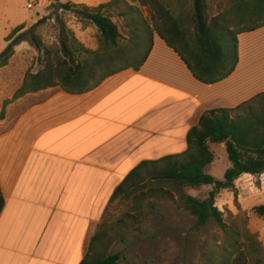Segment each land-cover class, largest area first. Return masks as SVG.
Listing matches in <instances>:
<instances>
[{
	"label": "crops",
	"instance_id": "0c3cea01",
	"mask_svg": "<svg viewBox=\"0 0 264 264\" xmlns=\"http://www.w3.org/2000/svg\"><path fill=\"white\" fill-rule=\"evenodd\" d=\"M80 39L96 50L86 32ZM237 39L235 70L207 85L154 35L138 70L82 93L54 92L1 131L0 264H82L114 190L134 168L185 152L205 112L264 93V26Z\"/></svg>",
	"mask_w": 264,
	"mask_h": 264
},
{
	"label": "trees",
	"instance_id": "16d2710c",
	"mask_svg": "<svg viewBox=\"0 0 264 264\" xmlns=\"http://www.w3.org/2000/svg\"><path fill=\"white\" fill-rule=\"evenodd\" d=\"M62 7L96 27L98 48L89 50L73 36L62 35L60 47L64 60L56 65L47 63L30 82H25V86L31 87L29 92L52 87L55 76L61 79L65 92L82 93L94 88L105 77L123 69L109 71L94 84L86 85L92 72L102 65L111 66L131 44L138 47L143 33L147 37L146 47L131 68L138 70L145 62L153 36L157 35L178 54L196 80L214 84L230 76L236 68L238 35L264 26V0H226L218 5L215 14H209L206 0H110L92 7L67 2ZM140 7L147 8L149 17H143ZM115 17L122 19L126 38L113 22ZM23 28V25L16 27L6 37L8 44L0 53V67L6 65L13 48L26 41ZM32 29L28 31L29 39L41 51L43 46ZM210 144H224L230 167L222 180L207 173L214 159ZM142 170H148L154 179L171 187L180 206L196 218L197 228L213 222L224 230L222 214L214 203L216 194L221 190L235 193L234 182L244 174H264V93L235 108L202 114L187 134L185 152L140 163L114 190L110 202L128 196L130 189L140 182ZM204 185L213 186L204 200L185 193L186 188ZM253 212L264 218V205L255 206ZM115 235H120V231L100 224L91 239L94 250L82 264H119V255L107 253ZM254 244L257 250L261 248L256 240ZM249 251L237 248L229 264H249L252 258Z\"/></svg>",
	"mask_w": 264,
	"mask_h": 264
},
{
	"label": "rangeland",
	"instance_id": "374dc122",
	"mask_svg": "<svg viewBox=\"0 0 264 264\" xmlns=\"http://www.w3.org/2000/svg\"><path fill=\"white\" fill-rule=\"evenodd\" d=\"M59 1L61 7L56 13L54 1L0 0V53L8 44L6 37L16 27L23 25L21 32L27 33L26 41L16 45L6 65L0 67V132L30 106L65 90L58 76L52 87L42 91L29 92L31 87L24 85L47 63L56 65L64 60L60 47L62 35L73 36L81 43L80 33L86 32L96 40L98 48L96 27L64 10L65 0ZM225 1L206 0L209 14H215L218 5ZM69 2L80 4L78 0ZM140 11L143 17H149L146 7H140ZM112 20L126 38L122 19ZM32 27L43 46L41 51L29 39L28 31ZM146 44L143 33L138 47L131 44L111 66L102 65L94 70L86 85L94 84L114 69L131 68L141 58ZM209 146L214 163L207 173L222 180V170L230 167L224 144ZM212 189V185H204L186 188L185 193L204 200ZM234 189L235 193L221 190L215 196V207L222 214L225 229L213 222L197 228L196 218L180 206L171 187L154 179L148 170H142L140 182L130 189L129 195L116 198L105 211L101 224L120 231L107 253L119 255V264H229L237 248H247L252 257L249 264H264V218L253 212L255 206L264 205V174L243 175L234 182ZM254 240L260 249L257 250Z\"/></svg>",
	"mask_w": 264,
	"mask_h": 264
},
{
	"label": "water",
	"instance_id": "95a60500",
	"mask_svg": "<svg viewBox=\"0 0 264 264\" xmlns=\"http://www.w3.org/2000/svg\"><path fill=\"white\" fill-rule=\"evenodd\" d=\"M61 7L60 1L55 2V12L58 13L59 9Z\"/></svg>",
	"mask_w": 264,
	"mask_h": 264
}]
</instances>
